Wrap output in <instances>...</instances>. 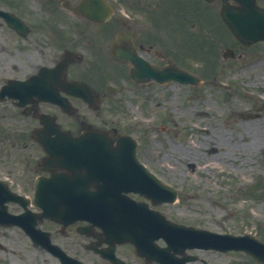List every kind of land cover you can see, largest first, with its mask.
I'll return each mask as SVG.
<instances>
[{"label":"flooded vegetation","instance_id":"obj_1","mask_svg":"<svg viewBox=\"0 0 264 264\" xmlns=\"http://www.w3.org/2000/svg\"><path fill=\"white\" fill-rule=\"evenodd\" d=\"M92 1L0 0V264H249L245 255H202L181 244L173 250L156 228L157 214L143 208L122 213L121 225L131 226L114 229L116 238L103 222L65 224L43 214L54 206L35 203V181L42 178L41 190H49L51 176L42 138H55L57 129L107 130L105 111L124 84L139 92L158 85L131 78L136 56L152 70L185 63L190 0H101L95 8L106 4L111 12L99 20L74 9ZM87 88L93 94L77 95ZM79 182L63 179L56 191L69 184L65 192H76ZM144 201L153 210L163 205Z\"/></svg>","mask_w":264,"mask_h":264},{"label":"rangeland","instance_id":"obj_2","mask_svg":"<svg viewBox=\"0 0 264 264\" xmlns=\"http://www.w3.org/2000/svg\"><path fill=\"white\" fill-rule=\"evenodd\" d=\"M215 21L203 19L204 37L189 39L196 50L187 63L200 84L126 90L105 118L140 139L138 154L156 173L183 185L168 214L264 239V42L239 48ZM227 46L240 57L223 59ZM246 111L258 114L244 118Z\"/></svg>","mask_w":264,"mask_h":264},{"label":"water","instance_id":"obj_3","mask_svg":"<svg viewBox=\"0 0 264 264\" xmlns=\"http://www.w3.org/2000/svg\"><path fill=\"white\" fill-rule=\"evenodd\" d=\"M235 1L238 4L236 5L229 4L227 0H223V5L221 9V17L223 18L224 22L227 24L228 28L232 31L234 37L237 40L243 42L244 44H250L258 39H264V8L258 7L256 5L255 0H235ZM188 79H191L190 76H188ZM99 139L100 138L98 137L93 138V137L83 136L82 138H79V141L67 143L60 148L64 149L66 153L65 155L69 157L70 148H75V147L81 148L80 144H83L84 141H87L88 145H90L95 141H99ZM117 156L118 154L115 155V153L113 154L111 152H108V156L103 161V163L114 164L116 163L115 159H117ZM93 164H99V162H94ZM93 171H95L94 168ZM208 241L210 242L211 240ZM213 241L214 243L213 244L211 243V246L218 247L219 243H221L219 238L217 239V241L215 240ZM251 241H249L250 245L247 247L248 250L253 255H264V244L258 243L256 241L254 242V240ZM229 246H234L236 248L245 247L244 245L241 244L229 245ZM218 248H227V247L224 246Z\"/></svg>","mask_w":264,"mask_h":264},{"label":"bare ground","instance_id":"obj_4","mask_svg":"<svg viewBox=\"0 0 264 264\" xmlns=\"http://www.w3.org/2000/svg\"><path fill=\"white\" fill-rule=\"evenodd\" d=\"M252 142V141H251ZM245 145H248V144H245Z\"/></svg>","mask_w":264,"mask_h":264}]
</instances>
